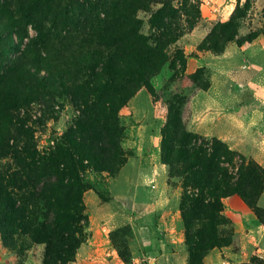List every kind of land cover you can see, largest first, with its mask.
<instances>
[{"label":"trees","instance_id":"1","mask_svg":"<svg viewBox=\"0 0 264 264\" xmlns=\"http://www.w3.org/2000/svg\"><path fill=\"white\" fill-rule=\"evenodd\" d=\"M173 1L0 0V234L13 254L41 245V264L75 261L87 221L84 192L106 198L85 176V160L110 173L122 161L119 110L141 88L149 89L167 62L173 36L166 33L172 17L166 10ZM139 11L164 14L155 32L144 30ZM62 99L78 111L75 126L54 149L39 150L36 131L58 119L55 105ZM178 126L184 186L197 190L184 191L183 218L187 230L196 224L187 241L191 264H198L202 254L224 244L222 199L238 194L251 205L249 195L261 184L246 188L245 173L264 180V171L250 163L245 170L242 158L237 176H228L220 166L226 147L214 139L210 151L192 145L198 138Z\"/></svg>","mask_w":264,"mask_h":264},{"label":"rangeland","instance_id":"2","mask_svg":"<svg viewBox=\"0 0 264 264\" xmlns=\"http://www.w3.org/2000/svg\"><path fill=\"white\" fill-rule=\"evenodd\" d=\"M166 13L172 16L166 33L173 36L167 62L150 79V88H141L119 110L122 161L110 173L85 160V176L106 198L92 189L84 192L81 246L88 250L81 252L80 246L69 264H191L187 234L194 237L196 224L187 230L183 203L184 191L197 190L185 188L181 174L178 123L198 138L192 145L210 151L214 139L226 147L220 166L228 176H237L242 158L245 170L250 163L264 171V0H174ZM151 15L137 13L144 30L155 32L164 14L152 15V28ZM28 34L36 35L32 24ZM55 111L58 119H47L35 134L45 152L75 126L78 113L65 99ZM247 172L246 188L257 181L260 189L249 195L251 205L238 194L222 199L219 230L227 244L206 251L198 264H264V180ZM135 193L152 204H133L129 195ZM171 228L181 237L179 247L172 246L178 237L166 235ZM42 252L43 246L35 245L15 255L0 234V264H41Z\"/></svg>","mask_w":264,"mask_h":264},{"label":"crops","instance_id":"3","mask_svg":"<svg viewBox=\"0 0 264 264\" xmlns=\"http://www.w3.org/2000/svg\"><path fill=\"white\" fill-rule=\"evenodd\" d=\"M168 188V187H167ZM170 192V190H169V188H168V190H167V194ZM136 194V193H135ZM135 194H133L132 196L131 195H129V200H130V198L132 199V203L133 204H135V205H144L145 203H147V205H150V204H152V203H149L150 201L149 200H143V199H141V196L142 195H135ZM171 195V194H170ZM140 197V201H139V197ZM165 196H166V193H165ZM169 199H170V197H169ZM170 202V201H169ZM149 203V204H148ZM174 233H176V230L174 229V228H171L170 230H169V232L168 233H166V235L169 237V239H170V237L172 238V239H174V238H179V239H177V240H175L176 241V244L177 245H172V243H171V245L172 246H178L179 247V245H180V242H178V241H180V239H181V237L180 236H177L176 237V235H174ZM178 233V232H177ZM179 243V244H178ZM171 245H170V247H169V249H168V251L171 249ZM87 250H88V248H87V245L86 246H84V245H82L81 246V252H87ZM77 259H79V257H77ZM114 259H116V256H113V260ZM77 263V262H76ZM80 263V262H79ZM153 264H154V262H152ZM89 264H91V262L89 263Z\"/></svg>","mask_w":264,"mask_h":264}]
</instances>
